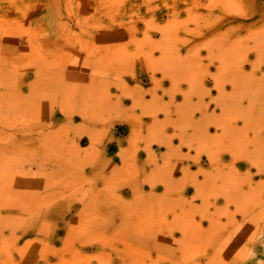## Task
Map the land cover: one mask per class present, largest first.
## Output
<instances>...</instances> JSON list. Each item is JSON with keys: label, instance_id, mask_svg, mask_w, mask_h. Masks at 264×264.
Listing matches in <instances>:
<instances>
[{"label": "rangeland", "instance_id": "1", "mask_svg": "<svg viewBox=\"0 0 264 264\" xmlns=\"http://www.w3.org/2000/svg\"><path fill=\"white\" fill-rule=\"evenodd\" d=\"M0 88V264H264V0H0Z\"/></svg>", "mask_w": 264, "mask_h": 264}, {"label": "bare ground", "instance_id": "2", "mask_svg": "<svg viewBox=\"0 0 264 264\" xmlns=\"http://www.w3.org/2000/svg\"><path fill=\"white\" fill-rule=\"evenodd\" d=\"M169 63V62H168ZM167 63V64H168ZM186 63V62H185ZM184 64H182V66H183ZM222 65L223 66H221L220 67V70L221 71H225L226 70V68L228 67V66H226V65H224L223 63H222ZM257 65V64H256ZM256 65H255V63H254V66H253V69L254 68H256ZM167 67H169V65L167 66ZM225 67V68H224ZM239 67H241V66H239ZM180 68H181V66H180ZM185 68V67H184ZM169 69V68H168ZM170 70H172V69H170ZM228 70V69H227ZM236 70V69H235ZM166 71H167V69H166ZM239 71V70H238ZM183 72V71H182ZM231 72V71H230ZM234 72V71H233ZM236 72H237V70H236ZM179 73V72H178ZM181 73V72H180ZM172 74V73H171ZM226 74H229V73H221L220 75L221 76H224V75H226ZM180 75V74H179ZM234 75L235 74H233L232 76L234 77ZM240 75L241 76H243L244 75V73H240ZM240 75H236L234 78H235V80H233V77H229V79L227 80V82L228 81H231V82H233V81H236V78H238V76H240ZM190 78V77H189ZM233 81H232V80ZM246 77L244 76V77H241V78H239V80H238V82L236 83V84H234L233 83V85L236 87V86H238L239 88L240 87H242V89L241 90H243V88L245 87V83H246ZM4 80V79H3ZM192 80V79H191ZM243 84V86L241 85V84ZM191 84V83H190ZM192 85V84H191ZM205 85V84H204ZM203 85V87H205ZM222 85V84H221ZM220 85V86H221ZM181 86V85H180ZM222 87H223V85H222ZM1 89V88H0ZM204 90H206V89H204L203 88V91ZM224 90V89H223ZM1 91V90H0ZM244 91H245V89H244ZM40 92H43V93H41V96H43L44 97V88H42L41 89V91ZM206 92V91H205ZM207 93H205L204 95H206ZM210 94V93H209ZM192 95V94H191ZM203 95V93H202V97L204 96ZM243 95V94H242ZM186 102H190L191 103V101H192V99H191V97H188V98H186ZM185 101V100H184ZM10 102V101H9ZM185 102V103H186ZM194 102H196V101H194ZM199 102H201V101H199ZM205 102V101H204ZM42 103V102H41ZM40 103V107L43 109V107H45L44 105H42ZM6 104V103H5ZM172 104V103H171ZM42 105V106H41ZM207 105V104H206ZM12 107V106H11ZM178 107V106H177ZM179 107H182V105H179ZM185 107H188V104H185ZM191 108H193L189 113L188 112H186L185 111V109H181L180 110V112H177L178 113V115H179V122H180V125H181V127H182V132L181 133H179V135L181 136V138L183 137L184 139L183 140H185V142L186 143H191L190 142V140H191V138H194L195 137V134H199L197 137L201 140V141H203V143H205L204 141H206V143H207V141L209 140V138L208 139H205V138H203L202 136L203 135H207L208 134V131L206 130H201L200 129V122H199V124H198V126H200L199 127V130L195 133V131H193L194 132V134H189L188 133V131L187 130H185V127H187V119H189L191 116H192V114H194L193 113V110H194V107L195 106H193V104H191V106H190ZM207 107H208V105H207ZM168 108L170 109V106H168ZM159 109V108H158ZM208 109V108H207ZM211 109V108H210ZM209 109V110H210ZM171 110V109H170ZM170 110H168L167 111V116H166V121H168L169 123H174L176 120H178V119H171L170 117ZM8 111V110H7ZM18 113H19V115H21V109L19 108L18 110ZM209 112V111H208ZM207 112V113H208ZM212 112L213 111H211V115H209V114H206V115H203V117H202V119H203V121H205L206 122V120L208 121V119H209V116H211L212 117ZM34 112H30V114L32 115ZM195 113H197V111L195 112ZM199 113V112H198ZM206 113V112H205ZM237 113H242L241 112V109L239 108V106L235 103V104H233V103H229V102H225L224 103V105H223V107H222V116H225V117H227V118H229L230 116H234V115H236V117L238 116V114ZM16 114V113H15ZM201 115V116H202ZM245 117H243V118H250L249 117V114H246V115H244ZM1 117V116H0ZM178 117V116H177ZM193 117V116H192ZM211 117H210V121H212L211 120ZM239 118H240V116H238ZM241 117H242V115H241ZM238 118V119H239ZM242 118V119H243ZM191 119V118H190ZM200 119H201V117H200ZM201 119V120H202ZM216 119H217V117H216ZM215 119V120H216ZM232 119V118H231ZM196 120V119H195ZM199 120V119H198ZM215 120H213L212 121V123L214 122V124H215ZM219 120H220V118H219ZM229 120V119H228ZM221 121V120H220ZM227 121V120H226ZM232 121H234V117H233V120ZM236 121V120H235ZM234 121V122H235ZM217 122H218V120H217ZM229 122V124L231 123L232 124V122H230V121H228ZM0 123H3V122H1V120H0ZM196 123V122H195ZM154 124V123H153ZM218 126L217 127H219V126H221L222 127V132L219 134V135H217L218 137H217V140H218V142H219V144H221L222 146H223V144H224V148L226 149V151L232 156V160L233 161H236L237 159H240L241 160V156H243V158H246L247 159V157L246 156H244L246 153H245V151H246V148H245V146H243V148H242V146H241V143H240V141H238L239 140V138L237 137V136H235V134H233L232 132H226L225 133V127L227 128L228 127V125H224V123H222V121H221V123H216ZM243 126H244V128L245 129H247V124L248 123H246V122H243ZM203 125H205V124H203ZM203 125H202V127H203ZM190 126V128H191V126L192 125H188V127ZM193 127H194V125H193ZM201 127V128H202ZM27 128V127H26ZM196 128V127H195ZM234 128H236V127H233V129ZM192 129V128H191ZM3 130V129H2ZM196 130V129H195ZM239 131H243V127L242 128H239L238 129ZM237 130V131H238ZM44 132V131H43ZM2 133V132H1ZM13 133V132H12ZM34 134V133H33ZM41 135V134H40ZM0 136H1V134H0ZM9 136V135H8ZM15 136H16V134H15ZM22 138V137H21ZM25 138V137H24ZM30 138V137H29ZM29 138L27 139V140H29ZM223 138V139H222ZM38 139H40V138H38ZM221 139L222 140H224L225 142H223L222 143V141H221ZM195 140V139H194ZM24 141H26V139L24 140ZM59 142H60V140H59ZM30 143V142H29ZM200 143V142H199ZM205 143V144H206ZM15 144V143H14ZM56 144V143H55ZM192 144V143H191ZM191 144H189L190 146H191ZM208 144V143H207ZM13 145V144H12ZM194 145H196V144H194ZM193 145V146H194ZM200 145H202V143L200 144ZM15 146V145H14ZM18 146V145H17ZM53 146V145H52ZM8 147V146H7ZM16 147V146H15ZM10 148V147H9ZM14 148V147H13ZM219 148V147H218ZM5 149V148H4ZM182 149V148H181ZM209 149V150H208ZM172 150V149H171ZM4 151V150H3ZM8 151H11L10 149H7V152ZM16 151V150H15ZM167 151V150H166ZM202 152H206L207 153V155L212 159V161H216V160H220V154H218V153H215V151H214V148H213V146L211 147V148H208V147H206L205 149H203V150H201ZM14 152V151H13ZM12 152V153H13ZM62 152V151H61ZM180 152V151H179ZM9 153V152H8ZM197 153V152H196ZM201 153V152H200ZM10 154V153H9ZM60 153L58 152V155H59ZM222 154V153H221ZM189 155V154H188ZM182 156V155H181ZM184 156V155H183ZM190 156V155H189ZM258 157V156H257ZM184 160V159H183ZM193 160V159H192ZM177 161V160H176ZM175 161V162H176ZM187 161V160H186ZM174 162V161H173ZM227 162V161H226ZM262 162V161H261ZM177 163H178V161H177ZM188 163V162H187ZM199 163V162H198ZM262 163H264V162H262ZM179 164V163H178ZM193 164V163H192ZM222 164H224V163H222ZM249 164V163H248ZM186 165V164H185ZM229 165V164H228ZM232 165L233 164H231V168H233L232 167ZM247 165V164H246ZM173 166V165H172ZM182 166V165H181ZM184 166V165H183ZM220 166V165H219ZM185 167H187V166H185ZM213 167V166H212ZM222 167V166H221ZM217 169V168H216ZM224 169H226V168H224ZM234 169V168H233ZM185 169H183V171H184ZM203 170V169H202ZM210 170V169H209ZM209 170H207L206 169V172L207 171H209ZM235 170H236V168H235ZM247 170V169H246ZM223 171V170H222ZM225 171V170H224ZM237 171V170H236ZM249 171V170H248ZM178 172V171H177ZM182 172V171H181ZM210 172V171H209ZM219 172H221V171H219ZM183 173V172H182ZM215 173H217V172H215ZM249 173V172H248ZM185 174V173H184ZM184 174H183V176H184ZM204 175V174H203ZM213 175V174H212ZM172 176V175H171ZM191 176V175H190ZM209 176V175H208ZM232 175H230V178L231 179H234V178H232L231 177ZM173 177V176H172ZM233 177H234V175H233ZM250 177V176H249ZM195 178V177H194ZM193 178V181L195 180ZM211 178H213V180L214 179H218V178H221V179H224L225 178V174H223V173H218V174H216L215 176H211ZM203 180H204V178H202ZM201 179V180H202ZM239 179H241L240 177H239ZM239 179H236V181L237 180H239ZM200 180V181H201ZM215 181V180H214ZM242 181V179L240 180V183H238V185H234V184H230L229 185V183H230V181H229V183L227 184L228 186H224V187H222V189H224V188H226L227 189V191H225V190H223V191H225V192H222L221 191V194H223L224 196V198H225V200H226V202H228V203H233L234 204V206H238V205H241L242 204V202H243V200H245V202H244V204H243V206H245V209H247L248 208V202H247V200H246V198L247 197H250L251 199L252 198H254L255 197V195H254V193H253V195H251L252 194V192H254L258 187H256V189H255V187H253L250 183H248V187H244V184L245 183H247L248 181H246V182H241ZM251 181V180H250ZM194 184V186H196L197 184H196V182H193ZM198 184H200V185H202V183H204V182H197ZM253 183V182H252ZM206 183H204V185H205ZM218 184V183H217ZM209 185V184H208ZM207 185V186H208ZM12 187V186H11ZM201 187V186H200ZM203 187V186H202ZM216 187H217V185H216ZM220 187V186H219ZM207 188V187H206ZM248 189V192H246L247 190H245V189ZM220 189H221V187H220ZM231 189H233V191L231 192ZM249 189H250V191H249ZM252 189V190H251ZM259 189H261L262 190V188L260 187ZM259 189H257L259 192L261 191V190H259ZM206 190V189H205ZM219 190V189H218ZM217 190V191H218ZM256 190V191H257ZM14 191V190H13ZM199 191H200V189H199ZM216 190H214V192H215ZM184 192V191H183ZM203 192V191H202ZM205 192V191H204ZM251 192V193H250ZM264 192V191H263ZM208 193H209V191H208ZM208 193H204V194H208ZM211 193V195H212V192H210ZM194 194H195V192H194ZM216 195V194H215ZM217 195H218V193H217ZM226 195H228L229 197H230V199H228L227 198V196ZM203 196H205V195H203ZM208 196V195H207ZM253 196V197H252ZM199 198L200 197H202V194H201V196H198ZM259 197V196H258ZM204 198V197H203ZM209 199V198H208ZM217 199V198H216ZM250 200V199H249ZM255 200V199H254ZM200 201H201V198H200ZM250 201H252V200H250ZM259 200L257 199L255 202L257 203ZM262 202V201H261ZM253 204H254V202H252ZM253 204H251V205H253ZM255 205V204H254ZM254 205H253V207H254ZM264 205V204H263ZM262 205V206H263ZM242 206V207H243ZM217 207V206H216ZM235 207V208H236ZM252 207V206H251ZM250 207V208H251ZM240 207H238V208H236V209H239ZM220 209V208H219ZM218 209V210H219ZM222 209V208H221ZM220 209V210H221ZM217 210V209H216ZM242 210V209H241ZM251 210V209H250ZM253 210V209H252ZM262 210V209H261ZM261 210H259V211H261ZM230 211V210H229ZM257 211V210H256ZM175 212V211H174ZM215 214H216V212L215 211H213ZM247 212H249L248 211V209L246 210V212L244 213V219H246L247 220V218L250 216V215H248L247 214ZM258 212V211H257ZM208 213V212H207ZM221 213V212H220ZM227 213V212H226ZM225 213V214H226ZM251 213V212H250ZM256 213V212H255ZM203 214V213H202ZM211 214H213L212 212H211ZM209 215V216H211V221H213V219H212V215ZM253 214V213H252ZM257 214V213H256ZM218 215H221V214H218ZM255 215V214H254ZM205 216V215H204ZM207 216H208V214H207ZM215 216V215H214ZM217 216V215H216ZM216 216H215V218H216ZM231 216V215H230ZM236 216V215H235ZM243 217V216H242ZM210 218V217H209ZM215 218H214V220H215ZM232 218H233V216H232ZM237 218V217H236ZM220 220V219H219ZM232 220V219H231ZM246 220H244V222H246ZM236 221V220H235ZM219 222V221H218ZM217 222V223H218ZM249 222V221H248ZM230 223H231V221H230ZM211 224V223H210ZM216 224V223H215ZM219 224V223H218ZM218 224H216V226L218 225ZM221 224V223H220ZM239 224V223H238ZM243 224H245V223H243ZM213 226V225H212ZM218 228V227H217ZM225 228H226V226H225ZM173 232V231H172ZM223 232V231H222ZM239 232V231H238ZM224 233V232H223ZM233 233V232H232ZM219 234V233H218ZM160 235H162V234H160ZM193 236V235H192ZM159 237V236H158ZM157 237V238H158ZM195 237V236H194ZM252 238V237H251ZM161 239V238H160ZM160 239H159V241H160ZM199 239H201V238H199ZM162 240V239H161ZM190 243V242H189ZM187 244V243H186ZM185 244V245H186ZM246 244V243H245ZM188 245V244H187ZM243 245H244V243H243ZM184 246V245H183ZM227 246H228V244H227ZM230 246V245H229ZM229 246H228V249H230L229 248ZM185 247V246H184ZM187 247V246H186ZM189 247V246H188ZM191 247V246H190ZM231 247V246H230ZM186 249V248H185ZM226 249V248H225ZM224 249V250H225ZM227 249V250H228ZM184 250V249H183ZM211 250V249H210ZM181 251H182V249H181ZM190 251V250H189ZM188 251V253H190L191 254V252H189ZM237 251H238V249H237ZM188 253L186 254V255H188ZM214 253H216V252H214ZM183 254V253H182ZM219 254V253H218ZM185 255V254H184ZM233 255H235V254H233ZM237 255V256H236ZM235 256L236 257H238V254H236ZM219 257H221V256H219ZM213 259V258H212ZM211 259V260H212ZM196 260V259H195ZM223 259L221 258V261H222ZM215 261V260H214ZM214 261H213V264H217V259H216V261H215V263H214ZM219 261H220V259H219ZM219 261H218V264H219ZM224 261V260H223ZM196 262V261H195ZM211 262V261H210ZM225 262V261H224ZM233 262V261H232ZM231 262V263H232ZM191 264H193V263H191ZM197 264V263H196ZM221 264V263H220ZM223 264V263H222ZM229 264V263H228Z\"/></svg>", "mask_w": 264, "mask_h": 264}]
</instances>
